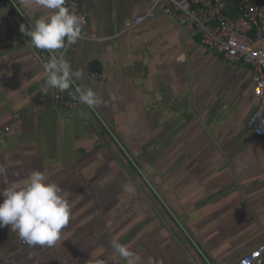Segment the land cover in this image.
I'll return each instance as SVG.
<instances>
[{
    "label": "crops",
    "instance_id": "obj_1",
    "mask_svg": "<svg viewBox=\"0 0 264 264\" xmlns=\"http://www.w3.org/2000/svg\"><path fill=\"white\" fill-rule=\"evenodd\" d=\"M77 1L90 38L65 59L82 76L45 94L50 58L20 26L49 10L0 0V166L8 182L42 172L71 207L52 246L0 228V264H127L113 241L139 256L133 264H234L264 246V136L248 128L249 68L202 47L182 12L156 9L135 25L150 0ZM223 1L236 17L239 0ZM74 85L104 103L56 109L52 93Z\"/></svg>",
    "mask_w": 264,
    "mask_h": 264
},
{
    "label": "clouds",
    "instance_id": "obj_2",
    "mask_svg": "<svg viewBox=\"0 0 264 264\" xmlns=\"http://www.w3.org/2000/svg\"><path fill=\"white\" fill-rule=\"evenodd\" d=\"M25 7L35 4L49 10L41 16L31 28L20 26V31L30 40V46L53 53L66 49L78 42L81 36L80 18L65 7V0H23ZM185 57H178L183 61ZM41 75L45 94L52 90L68 91L71 85L82 76L81 70H73L71 63L64 58V53L51 55L43 64ZM79 101L89 108H97L104 103L92 88H76ZM7 170L0 166V177H4L6 187L0 188V228L10 226L21 241L29 247L52 246L60 238L62 229L69 223L71 207L65 198L63 189L54 182H49L40 171H32L24 180L7 181ZM128 192L134 189L129 187ZM115 252L125 259L127 264L139 261L126 245L112 242ZM150 264V262H149Z\"/></svg>",
    "mask_w": 264,
    "mask_h": 264
},
{
    "label": "built area",
    "instance_id": "obj_3",
    "mask_svg": "<svg viewBox=\"0 0 264 264\" xmlns=\"http://www.w3.org/2000/svg\"><path fill=\"white\" fill-rule=\"evenodd\" d=\"M150 10L144 16H137L132 24H139L154 15L159 9L165 14L177 11L185 15L192 26V36L208 52L217 55L227 66H246L252 75V98L255 109L248 121L253 135L264 136V0H239L236 17L231 16L223 0H150ZM16 7V6H15ZM65 7L80 18L81 36L90 38L86 15L80 10L77 0H65ZM68 48L56 50L47 55L64 53ZM76 85L67 93H52V103L57 109H73L84 105L79 101ZM21 118L15 115L16 126ZM21 245H26L15 233ZM264 246L242 256L234 264H262Z\"/></svg>",
    "mask_w": 264,
    "mask_h": 264
}]
</instances>
